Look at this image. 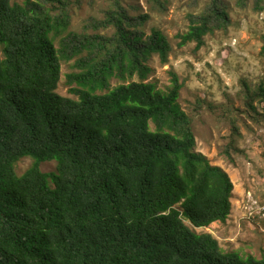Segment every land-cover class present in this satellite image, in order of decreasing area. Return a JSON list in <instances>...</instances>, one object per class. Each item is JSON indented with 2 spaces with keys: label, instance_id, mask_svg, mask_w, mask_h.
Instances as JSON below:
<instances>
[{
  "label": "trees",
  "instance_id": "obj_1",
  "mask_svg": "<svg viewBox=\"0 0 264 264\" xmlns=\"http://www.w3.org/2000/svg\"><path fill=\"white\" fill-rule=\"evenodd\" d=\"M152 2L166 9L167 0ZM263 2L253 0L256 10ZM71 5L0 0V264H264L195 229L227 221L234 183L196 151L179 103L185 81L174 70L167 91L148 80L153 55L170 61L169 36L147 34L149 15L130 14L121 0L71 31ZM231 23L226 2L209 0L189 14L178 45L194 41L197 51ZM73 60L66 82L76 98L56 90L62 62ZM243 92L256 121L264 83L244 80ZM229 122L223 153L234 163L241 132L238 119ZM24 157L34 162L19 175ZM53 160L56 170L43 171Z\"/></svg>",
  "mask_w": 264,
  "mask_h": 264
},
{
  "label": "rangeland",
  "instance_id": "obj_2",
  "mask_svg": "<svg viewBox=\"0 0 264 264\" xmlns=\"http://www.w3.org/2000/svg\"><path fill=\"white\" fill-rule=\"evenodd\" d=\"M25 0H11L23 3ZM115 0H72L69 30L83 31L92 17L103 18ZM209 0H167L166 9H155L152 0H121L130 14H148L143 28L147 34L153 27L161 29L173 45L167 64L153 55L148 64L153 71L148 80L167 91L171 85L170 71L174 70L185 81L179 93V103L193 119L196 151L203 153L212 164L220 165L234 183L232 210L227 221L212 223L208 227H193L198 232H211L218 238L224 251H237L244 257L264 256V103L256 102L260 116L254 120L245 106L243 81L255 88L264 83V9L256 10L253 0L245 7L238 0H224L231 17V25L216 29L205 36V43L195 51L196 43L179 47L178 34L189 29V14L201 12ZM264 6V2H263ZM59 46L58 40L56 42ZM3 57L0 46V58ZM74 60L62 62L58 89L60 94L74 97L66 82L67 73L73 71ZM76 71V69H75ZM133 80H138L137 77ZM122 83L112 80V87ZM238 119L241 135L236 145L242 152H232L234 163L224 154L232 135L229 119ZM152 129L154 125L151 124ZM34 162L24 157L16 164L23 174ZM43 171L56 170V161L41 163Z\"/></svg>",
  "mask_w": 264,
  "mask_h": 264
},
{
  "label": "built area",
  "instance_id": "obj_3",
  "mask_svg": "<svg viewBox=\"0 0 264 264\" xmlns=\"http://www.w3.org/2000/svg\"><path fill=\"white\" fill-rule=\"evenodd\" d=\"M262 208L264 209V206Z\"/></svg>",
  "mask_w": 264,
  "mask_h": 264
},
{
  "label": "crops",
  "instance_id": "obj_4",
  "mask_svg": "<svg viewBox=\"0 0 264 264\" xmlns=\"http://www.w3.org/2000/svg\"><path fill=\"white\" fill-rule=\"evenodd\" d=\"M215 222H217V221H215ZM214 223V222H213Z\"/></svg>",
  "mask_w": 264,
  "mask_h": 264
}]
</instances>
